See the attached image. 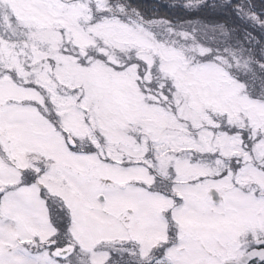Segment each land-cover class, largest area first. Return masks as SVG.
<instances>
[{
	"label": "snow or ice",
	"instance_id": "obj_1",
	"mask_svg": "<svg viewBox=\"0 0 264 264\" xmlns=\"http://www.w3.org/2000/svg\"><path fill=\"white\" fill-rule=\"evenodd\" d=\"M0 264H264V0H0Z\"/></svg>",
	"mask_w": 264,
	"mask_h": 264
}]
</instances>
